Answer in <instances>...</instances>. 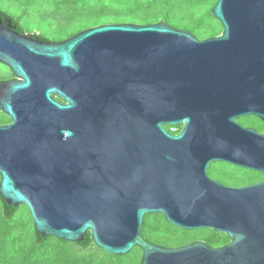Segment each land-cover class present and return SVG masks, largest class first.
Returning a JSON list of instances; mask_svg holds the SVG:
<instances>
[{
  "label": "water",
  "instance_id": "1",
  "mask_svg": "<svg viewBox=\"0 0 264 264\" xmlns=\"http://www.w3.org/2000/svg\"><path fill=\"white\" fill-rule=\"evenodd\" d=\"M223 29L198 38L164 21L102 23L60 41L19 33L0 16V196L25 205L43 237L140 264H264V178L209 177L223 161L264 174V0H217ZM182 125L178 133L164 126ZM212 229L229 242L166 247L144 216Z\"/></svg>",
  "mask_w": 264,
  "mask_h": 264
},
{
  "label": "trees",
  "instance_id": "2",
  "mask_svg": "<svg viewBox=\"0 0 264 264\" xmlns=\"http://www.w3.org/2000/svg\"><path fill=\"white\" fill-rule=\"evenodd\" d=\"M79 1L60 0L58 2L57 8L65 9L69 12L71 19L73 17L79 18L82 23L80 26L67 30L64 35L53 39L44 34L27 33L19 19L12 17L1 9L0 16L4 21L8 18L11 19L12 24L15 25V30L19 33H26L44 41H60L87 27L106 22L122 23L127 20L138 24L164 21L176 28L191 31L198 38L203 37L202 34L207 32L206 29L208 28H211L208 33L211 36L220 34L223 29L221 23L211 13L212 7L217 0L209 1L207 3L209 6L207 11L199 18L185 14L184 8L197 6L206 2V0H115L124 6H128L126 8H128L129 13H133V17L130 19L116 17L112 21H108L107 10L104 6L99 9L92 8V14L87 16V12L90 10L89 6L84 5V3L80 4ZM69 2L75 5H69ZM124 6L121 7L122 10L126 9ZM135 13H140L141 16L136 18ZM84 17L90 18L83 22ZM212 19L217 24H213ZM11 74L13 75L12 72ZM1 82L3 81L0 80ZM0 115V125L10 122V119L1 111ZM250 118L258 120L248 122L250 126L255 128H258L257 122H263L256 117ZM169 129L170 127L168 126ZM249 172L253 176L243 183L255 182L263 177L260 172ZM223 179L226 183L230 182L229 177ZM21 207H24L25 215L24 217L16 218L15 215ZM180 232L191 236L181 241L169 239L170 236ZM142 235L146 240L166 247L181 246L199 239L208 242L212 246H221L230 240L225 233H217L212 229L185 230L176 227L170 224L161 213L145 214ZM132 254L133 264H140L142 253L139 246L133 247L131 251L123 255L110 254L94 244L90 232L85 234L81 242L65 241L54 236L43 237L35 230L29 210L25 205H8L0 196V264H124L122 258Z\"/></svg>",
  "mask_w": 264,
  "mask_h": 264
},
{
  "label": "rangeland",
  "instance_id": "3",
  "mask_svg": "<svg viewBox=\"0 0 264 264\" xmlns=\"http://www.w3.org/2000/svg\"><path fill=\"white\" fill-rule=\"evenodd\" d=\"M60 0H0V9L10 14L12 17L20 20L21 24L25 28L27 33H36V34H44L50 39L57 38L61 35H64L67 30L70 28H75L80 26L82 21L80 22L79 18L73 17L69 15V12L65 9L57 8L56 5ZM212 0H206V2L200 3L197 6L184 8L185 14H190L195 18H199L205 14L208 9L207 3ZM79 3H84V5L89 6L90 10H88V15L92 14L93 9H99L101 6L107 10L108 21H112L116 17L130 19L133 17V13H129L128 6H124L123 4L118 3L115 0H80ZM69 5H75L72 2H69ZM77 6V5H76ZM122 6L126 9L122 10ZM164 7V6H162ZM136 18L141 16L140 13H135ZM87 18L84 17L83 22H86ZM130 22V21H126ZM72 23V24H70ZM106 23H114V22H106ZM213 24H217L215 20L212 19ZM71 25V26H69ZM208 27V26H205ZM207 32H204L202 38L209 37L208 33L211 31V28L206 29ZM14 78V75L11 74L10 69L0 63V80H9ZM1 116V115H0ZM255 121L256 119L248 118V122ZM258 121V120H256ZM241 122L242 118H241ZM244 123V122H243ZM258 130L264 133V124L263 122H257ZM224 173L228 175L230 182L232 183H243L248 180L253 175L244 169L236 167L227 163H215L213 166H210L208 169V173L211 177L218 178L215 172ZM25 209L21 207L16 213L15 217H24ZM186 233L180 232L179 234L170 236V240L172 241H181L187 239L189 235H185ZM167 238V237H166ZM131 256L123 257L122 261L124 264H133L134 259Z\"/></svg>",
  "mask_w": 264,
  "mask_h": 264
},
{
  "label": "flooded vegetation",
  "instance_id": "4",
  "mask_svg": "<svg viewBox=\"0 0 264 264\" xmlns=\"http://www.w3.org/2000/svg\"><path fill=\"white\" fill-rule=\"evenodd\" d=\"M250 117H256V116H252V115H248V116H242V117H237V118H235V120L239 123V124H241L243 127H253V126H250L249 124H248V118H250ZM241 118H242V121L244 122H241ZM256 118H258V117H256ZM261 120V119H260ZM262 121V120H261ZM264 122V121H263ZM166 129H168V126L166 125V126H164ZM174 127H176V130L175 131H170L171 133H178L181 129H182V125H178V126H174ZM253 128H255V127H253ZM256 130H258L257 128H255ZM259 131V130H258ZM260 132V131H259ZM263 133V132H262ZM215 163H227V162H223V161H216V162H212L210 165H209V167L210 166H213ZM227 164H230V163H227ZM231 165H233V164H231ZM234 166H236V165H234ZM209 167L207 168V173H208V169H209ZM236 167H239V166H236ZM239 168H241V169H244V170H247V171H254V170H250V169H246V168H242V167H239ZM258 172V171H257ZM215 174H216V176L218 177L217 179L216 178H214V177H211L210 175H209V173H208V175H209V177L210 178H212V179H214V180H217V181H219V182H222V183H224V184H226V185H231V186H242V185H246V184H250V183H254V182H247V183H232V182H229V183H226L225 182V180L223 179V178H226V177H228V175H225L224 173H218L217 172V170H216V172H215ZM262 174V173H261ZM264 178V174H263V177L260 179V180H262ZM260 180H258V181H260ZM255 182H257V181H255Z\"/></svg>",
  "mask_w": 264,
  "mask_h": 264
},
{
  "label": "built area",
  "instance_id": "5",
  "mask_svg": "<svg viewBox=\"0 0 264 264\" xmlns=\"http://www.w3.org/2000/svg\"><path fill=\"white\" fill-rule=\"evenodd\" d=\"M169 127H170L169 131H175L176 130V127H174V126H169Z\"/></svg>",
  "mask_w": 264,
  "mask_h": 264
}]
</instances>
